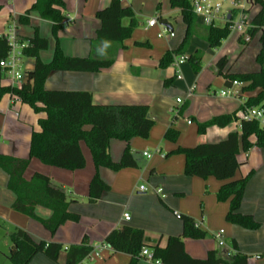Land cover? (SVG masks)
<instances>
[{
	"label": "crops",
	"instance_id": "0c3cea01",
	"mask_svg": "<svg viewBox=\"0 0 264 264\" xmlns=\"http://www.w3.org/2000/svg\"><path fill=\"white\" fill-rule=\"evenodd\" d=\"M36 1L0 0V36H6L15 30L20 42L27 44L34 37L35 29H38L40 37L49 41L48 50L40 53L42 62L48 64L52 61L56 45L52 23L43 20L37 13L29 16L30 26L20 22V18L32 9ZM63 1L65 9L61 12L65 21L64 28L59 33L63 54L71 58L93 57L111 60L114 64L99 73L54 72L46 81L47 91L88 92L92 95L95 105H146L153 120L158 118L164 109L168 108L174 112V109L181 108L180 105L186 101L189 105L186 112L189 127L209 122L215 117L237 115L245 111L243 107L247 100L256 98L261 91L257 89L243 92L246 85L239 82L240 86H233V83L227 84L226 79L222 77L225 91L231 89L232 94L223 96L225 91H222L221 97L228 101L218 104L197 95L199 76L197 79L192 78L193 75L185 68V64L179 68L182 80L176 79L171 87L166 88L164 81L173 78L177 70L172 66L161 69L159 61L168 51L178 50L186 38L187 26L181 15L172 17V13L168 11L157 14L166 20L164 26L175 33L174 38L167 36L158 38L164 41H157L153 38L154 33L151 30L156 29L158 35L161 23L154 28H149L147 23L146 28L141 30L137 29L139 24L135 19L138 25L129 40L124 43L96 44L97 32L101 27L96 14L107 8L112 0ZM122 4L124 7H130L124 1ZM247 10L253 19L259 13L260 7L247 6ZM122 24L127 27L130 21L125 23L123 20ZM197 25L204 27L199 20ZM260 36L261 34L256 37L260 39ZM255 38H252L251 42ZM237 40L244 46L241 56L251 42L244 43L238 35ZM204 46H209L204 30H195L185 55L193 56L199 53L203 60ZM50 49L52 51H49ZM48 52V59L44 60L43 54ZM223 57L229 60L224 74H245L264 70L261 68L258 71L233 73V60L228 51L223 50L215 59L216 74V65ZM26 64L29 65L27 71L33 69V59H27ZM6 77L7 75L4 78ZM7 80L9 83L2 86H11L9 78ZM193 88V95L189 98L188 93ZM182 94L185 100L178 104L177 100L181 99L178 96ZM46 117V113H35L30 106L9 94L3 96L0 102V155L30 160L32 134L34 131H40L39 120ZM176 119L177 116L171 127L177 130L174 124ZM235 132H240L239 122H234L227 128H209L204 135L198 134V129L188 133L181 132L176 144L164 142L166 128L151 131L148 139L134 138L129 143L131 152L134 149H144L143 159L136 160L137 168L119 171L100 168L98 174L110 190L95 203L89 201V187L96 174V168L91 151L85 143L81 144L86 159V167L82 170L68 171L44 165L38 159H31L25 179L30 181L36 173L48 176L52 185L62 189L72 202L70 212L80 216L78 223L67 222L55 235L40 222L13 209L16 196L8 189L9 177L0 170V219L9 226L10 231L21 229L36 242L57 243L64 247L58 262L40 254L30 264H65L66 249L80 245L84 239H87V244L92 247L93 252L82 264H131L132 258L126 254L115 253L105 243L106 237L112 231L128 226L142 230L146 239L165 248L170 237L182 236L183 222L179 215L192 218L196 225L207 233L203 240H184L185 250L190 257L205 259L209 252L217 251L224 260H229L233 254L231 242L235 241L239 252L249 257L248 264H264V148L254 147L247 153L241 150L237 157L240 168L236 178L254 173L247 185L240 211L243 215L253 216L261 224V227L254 231L245 230L226 221L230 203L217 201V193L223 182L211 177H187L184 174L185 157L178 154L169 155L179 147L193 148L201 144L219 143ZM255 141V137H252L251 142ZM126 148L125 142L112 140L109 146L112 160L119 162ZM141 187H145L147 191H141ZM158 189L164 190V198L156 193ZM127 214L130 216L129 221L125 220ZM35 216L41 220H49L53 213L37 207ZM220 231L225 233L222 247L215 237ZM10 248L11 246L9 252ZM137 264L148 263L142 259Z\"/></svg>",
	"mask_w": 264,
	"mask_h": 264
},
{
	"label": "trees",
	"instance_id": "16d2710c",
	"mask_svg": "<svg viewBox=\"0 0 264 264\" xmlns=\"http://www.w3.org/2000/svg\"><path fill=\"white\" fill-rule=\"evenodd\" d=\"M173 8H178L184 24L187 26L186 38L176 51H168L159 61L161 69L171 67L175 59L184 56L190 47L191 39L196 30L197 17L194 14L193 0H170ZM123 0H112L110 5L97 12L96 18L101 22L97 32L96 44L124 43L129 40L137 28V22L131 7H124ZM250 8L260 7V11L252 19L249 31L251 38L260 36L262 51L264 50V0H251ZM65 9L63 0H37L32 9L20 18L22 24H29V16L37 13L40 17L52 23V34L56 45L52 61L42 62L40 53L48 50L49 41L41 38L38 29L27 42L23 55L33 59V69L25 74V82L21 89L2 86L5 72L1 68L11 50L10 43L5 36H0V102L3 96L9 94L21 103L30 106L35 113H46L47 117L39 120L40 131H34L30 144V160L38 159L47 166L68 171L82 170L86 167V159L81 144L85 143L90 149L96 174L89 187V201L95 203L110 187L100 178L98 170L108 168L119 171L126 168H137V162L129 147L134 138L148 139L155 122L149 116L146 105H95L92 95L88 92L47 91L45 84L54 72L99 73L114 64L111 60L66 57L60 47L59 33L64 28ZM1 10V7H0ZM248 12V10H247ZM236 12H231L234 20ZM124 19H130V24L124 27ZM159 22L166 21L158 16ZM231 23L224 27L206 28V42L211 48H217L221 42L231 34ZM260 53L258 60L263 61ZM196 74L201 71L202 56L196 53L189 56ZM229 60L221 58L217 65V74L224 77L227 84L240 82L246 85L243 92L260 89L256 98H249L243 110L252 108L264 109V70L245 74H224ZM176 76L164 81L166 88L171 87ZM234 122L240 123V132L231 133L228 138L216 144H201L193 148L179 147L169 155H183L185 157L184 174L187 177L200 179L215 178L223 182L217 193V201L229 202L230 208L226 221L248 231L258 230L261 224L250 215H243L241 207L244 201L247 185L253 176L251 172L246 177L236 178L240 164V151L249 152L252 148H264V127L260 122L239 121L236 114L232 116L215 117L209 122L198 125V134L204 135L209 128H227ZM180 133L170 127L164 136L166 142L176 144ZM255 137V143L251 138ZM112 140L123 141L127 144L122 158L114 162L109 154ZM30 160H19L0 155V170L8 177V189L15 194L16 202L13 209L17 212L40 222L52 235L67 222L78 223L80 216L70 212L71 201L60 188L52 185L51 179L41 173H36L28 181L25 173ZM42 207L50 210L53 216L49 220H41L35 216V209ZM183 222V233L180 237H170L165 248L146 239L142 230L124 226L112 231L105 239V243L115 253L129 255L131 264L142 260V251H151L156 260L162 264H248L249 257L239 252L235 241L231 242L233 254L229 260H224L217 251L209 252L205 259H194L185 250V239L203 240L206 231L198 227L195 221L187 216L179 215ZM11 248L8 260L12 264H30L37 255H44L53 262H58L64 247L57 243L34 241L25 231L18 229L11 236ZM93 249L84 239L80 245L66 249L65 264H82L92 254Z\"/></svg>",
	"mask_w": 264,
	"mask_h": 264
},
{
	"label": "rangeland",
	"instance_id": "374dc122",
	"mask_svg": "<svg viewBox=\"0 0 264 264\" xmlns=\"http://www.w3.org/2000/svg\"><path fill=\"white\" fill-rule=\"evenodd\" d=\"M125 4L129 5L134 13V18L138 21V28L144 30L147 26V23L151 19L157 18V14L161 13L163 14L164 11H168L172 13V17H179L181 14H179L178 8H173L171 5L170 0H123ZM239 1L240 5L244 4V0H237ZM213 3H220L222 8V14L227 15L231 12H236L235 20H238L242 16V9L240 7L234 8L232 6V0H213ZM245 14L250 16V12L245 11ZM125 23H128L130 19H124ZM31 23V22H30ZM30 23L28 24L30 26ZM26 25V26H28ZM25 26V25H24ZM196 30L203 29L204 33L207 34L206 28L201 27L199 25H196ZM217 27H224L225 22L218 20L217 21ZM154 33L153 38L157 41H164L159 40L158 35L156 33V29L151 30ZM61 32V31H60ZM244 46L237 40V34L234 32H231L229 37L224 39L221 42V45L217 48H211L210 46H204V57L201 61V71L199 74H196L193 70V66L191 61L189 60V55H185L186 62H185V68L189 70L194 79H197L199 76V83L197 84L198 91L197 95L201 96L202 98H209L212 101H215L216 103L220 104L223 102L228 101L227 99H223L221 97V92L226 90V87L223 85L224 79L222 77H219L215 72V59L218 56V54L223 51L227 50L229 57L233 60V73H244V72H252V71H258L261 68H264V50L261 52V44L259 42V37H256L252 40V42L245 48V51L240 56L241 52L243 51ZM49 51H52L51 49ZM262 53L263 55V61H259L258 57ZM50 52L43 54V59L47 60ZM181 57V56H180ZM180 57L175 59L174 64L172 65L173 69L175 68V63L180 59ZM25 59V58H24ZM23 59V65H22V73L27 72V69L29 67L28 64H26V60ZM238 59V60H236ZM176 70H179L176 68ZM8 77L4 78L3 83L4 85L7 84ZM9 83V82H8ZM178 97L181 98V100H185L184 94L179 95ZM188 103L184 101V104L180 105L181 108L174 109V112L169 111V109H164L160 116L156 119H152L155 124L152 128V131H158L160 129L166 128V132L171 127L172 121L177 116V119L175 120V126L177 128V131L179 133H188L190 131H194L198 129V125L195 124L193 127L188 126V120L189 117L187 116L186 112L188 110ZM182 112V114L180 113ZM164 140V137H163ZM165 142V140H164ZM144 149H134L132 151L133 158L135 160H140L142 158V153ZM151 151V150H150ZM153 152V151H151ZM143 159V158H142ZM146 160V159H145ZM148 161V160H147ZM15 231H10L9 226L0 219V264H12L10 261L7 260V255L9 252V247L11 246V235Z\"/></svg>",
	"mask_w": 264,
	"mask_h": 264
},
{
	"label": "built area",
	"instance_id": "2783aa9c",
	"mask_svg": "<svg viewBox=\"0 0 264 264\" xmlns=\"http://www.w3.org/2000/svg\"><path fill=\"white\" fill-rule=\"evenodd\" d=\"M251 0H244V4L240 5L239 1L232 0V6L234 8L240 7L242 9V16L238 20H231V13H228L227 15L222 14V8L220 3H213V0H193V9L194 14L196 15L197 19L201 22V25L204 27H213L217 25V21L221 20L225 22V25L227 23H231L230 30L231 32L236 33L240 39H243L244 43L248 44L251 42V36L249 34V31L252 28V18L245 14L246 7L250 6ZM160 25V22L158 18L151 19L148 22L149 28H154ZM169 36L170 38L175 37V33L167 28L166 26L161 24V31L158 34V38L163 39L165 37ZM9 43L11 50L9 52L8 57L2 61L1 68L4 70L5 75L10 80L11 87L21 89L24 82H25V73H22V65H23V59L25 58L23 55V51L25 48H27V44L21 43L18 39V36L14 31H11L8 35L5 36ZM186 62L185 56H181L180 59L175 63L174 67L175 69H179L182 65H184ZM173 67V66H172ZM176 79L182 80V74L179 70L176 71ZM241 84L239 82H233V86H240ZM192 90L189 91L188 97H192L193 92ZM231 89H228L225 91L222 95L223 96H230ZM178 104H182L183 101L181 99L177 100ZM236 118L246 121H253L256 120L261 123V125L264 127V109L261 108H252L247 109L241 113H238L236 115ZM190 124V123H189ZM143 192H146L147 189L145 187H141L140 189ZM157 194L162 195L164 198V190L158 189L156 191ZM125 220L129 221L130 216L127 214L125 215ZM224 231H220L216 234V239L219 242V245L222 247L224 246L223 237H224ZM142 259H144L148 264H162L161 261L156 260L154 258V255L151 251L144 249L142 251Z\"/></svg>",
	"mask_w": 264,
	"mask_h": 264
}]
</instances>
